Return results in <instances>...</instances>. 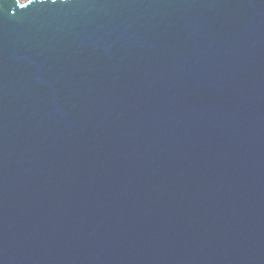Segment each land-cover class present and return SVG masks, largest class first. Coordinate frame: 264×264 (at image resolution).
Returning a JSON list of instances; mask_svg holds the SVG:
<instances>
[{"label":"water","instance_id":"1","mask_svg":"<svg viewBox=\"0 0 264 264\" xmlns=\"http://www.w3.org/2000/svg\"><path fill=\"white\" fill-rule=\"evenodd\" d=\"M0 0V264H264V0Z\"/></svg>","mask_w":264,"mask_h":264},{"label":"snow or ice","instance_id":"2","mask_svg":"<svg viewBox=\"0 0 264 264\" xmlns=\"http://www.w3.org/2000/svg\"><path fill=\"white\" fill-rule=\"evenodd\" d=\"M34 2V0H29L27 4H19L20 8H26L28 5H31ZM53 3H55V0H52Z\"/></svg>","mask_w":264,"mask_h":264}]
</instances>
